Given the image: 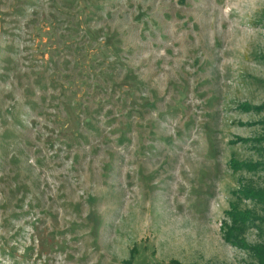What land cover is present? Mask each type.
<instances>
[{
	"label": "rangeland",
	"instance_id": "374dc122",
	"mask_svg": "<svg viewBox=\"0 0 264 264\" xmlns=\"http://www.w3.org/2000/svg\"><path fill=\"white\" fill-rule=\"evenodd\" d=\"M263 55L264 0H0V264H256Z\"/></svg>",
	"mask_w": 264,
	"mask_h": 264
},
{
	"label": "trees",
	"instance_id": "16d2710c",
	"mask_svg": "<svg viewBox=\"0 0 264 264\" xmlns=\"http://www.w3.org/2000/svg\"><path fill=\"white\" fill-rule=\"evenodd\" d=\"M262 58L264 59V55ZM250 106L251 105L244 104L242 108L264 111V104L260 106ZM253 140L258 144L256 148L261 154V160L256 162L240 161L236 159L235 156H232L229 163L232 172L244 171L246 173H255L260 170L264 175V135ZM235 196L238 201L249 200L254 205H259L258 207L260 209L258 211L257 206H253V209L241 211L233 204L230 211L226 213L229 217L230 224L227 225L228 228L224 234V239L228 243L239 245L244 247V249H249L256 260V264H264V187L256 188L251 184L245 183L240 185L239 189L235 191ZM250 228H253L257 232L260 239L258 244L254 246H248L242 238V235ZM131 263V260H129L125 264ZM170 264L179 263L171 262Z\"/></svg>",
	"mask_w": 264,
	"mask_h": 264
}]
</instances>
